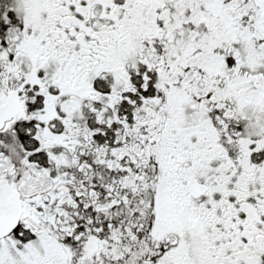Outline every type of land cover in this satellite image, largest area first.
I'll use <instances>...</instances> for the list:
<instances>
[{
  "label": "snow or ice",
  "instance_id": "snow-or-ice-1",
  "mask_svg": "<svg viewBox=\"0 0 264 264\" xmlns=\"http://www.w3.org/2000/svg\"><path fill=\"white\" fill-rule=\"evenodd\" d=\"M0 264H264V0H0Z\"/></svg>",
  "mask_w": 264,
  "mask_h": 264
}]
</instances>
